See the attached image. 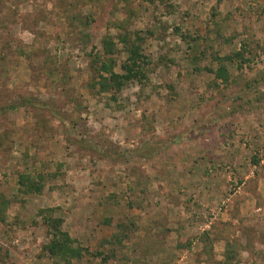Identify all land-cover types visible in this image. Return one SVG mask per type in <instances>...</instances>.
<instances>
[{
  "label": "rangeland",
  "instance_id": "374dc122",
  "mask_svg": "<svg viewBox=\"0 0 264 264\" xmlns=\"http://www.w3.org/2000/svg\"><path fill=\"white\" fill-rule=\"evenodd\" d=\"M124 19L147 77L99 93ZM1 196L0 264H68L46 207L86 248L70 264H264V0H0Z\"/></svg>",
  "mask_w": 264,
  "mask_h": 264
},
{
  "label": "trees",
  "instance_id": "16d2710c",
  "mask_svg": "<svg viewBox=\"0 0 264 264\" xmlns=\"http://www.w3.org/2000/svg\"><path fill=\"white\" fill-rule=\"evenodd\" d=\"M166 1V2H165ZM163 4H168V0H160ZM171 6V5H170ZM130 19H124L116 23L120 29H123L118 39L124 44V50L127 52L126 59L121 64V71H117V60L115 54L118 50L117 43L111 38L104 39L103 50L97 53L93 60V77L90 84L91 89H97L99 93H113L116 95L131 82L136 80L142 81L147 77V68L149 64L148 56L143 48V38L139 33L127 31V25ZM239 54V53H238ZM230 58V57H229ZM220 59V58H219ZM232 59V58H231ZM222 60V59H221ZM227 60V58H225ZM217 78H221L225 82H229L228 69L221 64L216 70ZM26 104L37 106L34 99H27ZM17 106V105H12ZM53 114L60 120L64 118L52 111V107H48ZM89 141L83 138L78 142ZM45 175L35 171H23L19 174L18 184L23 193H39L44 190L46 183L43 182ZM11 205L10 198L1 196L0 198V220L6 221L4 213ZM59 209L55 207H46L39 210L43 224L46 228L48 242L45 249L50 257L62 259L70 264L75 258H81L86 248L75 244V239L64 229V218L62 215H56ZM56 213V214H55Z\"/></svg>",
  "mask_w": 264,
  "mask_h": 264
}]
</instances>
